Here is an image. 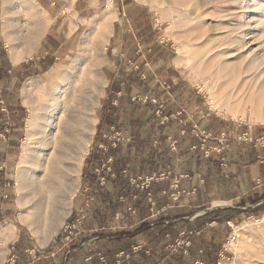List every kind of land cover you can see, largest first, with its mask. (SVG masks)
Segmentation results:
<instances>
[{"label": "crops", "instance_id": "0c3cea01", "mask_svg": "<svg viewBox=\"0 0 264 264\" xmlns=\"http://www.w3.org/2000/svg\"><path fill=\"white\" fill-rule=\"evenodd\" d=\"M35 1L51 17L46 32L43 30L40 47L48 44L53 29L57 30L54 36L64 37L66 41L78 33V20L74 19L76 28L71 30L73 19L65 11L67 5L72 7V11L80 0ZM126 4L132 21L135 17L138 19L148 15L144 8L140 10L142 13L134 15L131 8L138 6ZM55 6H58V12L51 15L49 11ZM94 8L99 9L97 1ZM78 12L76 9L77 15ZM141 30V25L134 28L131 24L128 28L118 25L113 27L108 39L111 46L109 53L116 51L118 57H124H120L122 62H131L132 59L139 61L138 52L144 48V55L148 56L153 67V71L146 74L145 64L140 61L136 70L120 80L113 79L114 72L107 70L114 87H108V94L103 100L104 112L98 125L100 132L90 153L93 156L108 153L110 156L113 152L119 172L118 179L114 180L115 186L110 187L112 182L108 180V187L91 193L93 201L87 206L85 160L81 194L74 196L77 197L76 201L64 225L43 245L21 223L19 229L16 227L15 237L6 242L7 250L1 264H85V260L93 255L91 251L96 248L107 255L112 254L109 249L112 250L115 243L124 245L121 252L124 255L123 264H214L215 261L220 264L225 240L233 233V226L247 215L264 212V160L258 159V156L264 155V147L250 141H238V137L245 133L264 141V127L252 131L247 124L226 122L213 114L205 107L201 92L174 68L169 47L160 41L156 44L155 41L137 40L138 36L142 40L147 35L153 36L152 30L148 34ZM3 47L0 41V73H12L7 77L12 78V83L16 80L18 91H21L24 82L22 78L18 80V72L21 69L30 70L38 62L13 64L10 60L2 69ZM152 50L154 53H151ZM45 54H48L46 50ZM54 59L60 60L59 57ZM57 64L52 60L45 72H52L51 68ZM136 81L143 82L145 87L138 102L136 96L122 88L124 84L129 86ZM18 100L13 113L23 104ZM141 100L143 102L140 103ZM136 105H143L144 111H139ZM109 114H112V120L108 119ZM162 116L167 119L162 121ZM15 118L8 130L7 120L0 114V183L4 187L8 186V168H4V165L12 159L15 162L18 160V145L22 139L24 118L21 115ZM195 125L201 131L210 133L205 145L201 142L202 137L197 136ZM113 127L128 137L126 141L117 142V145L111 143L114 148L110 153V140H106L105 135L111 134ZM174 138L178 143L175 150L170 141ZM222 138L223 142H220ZM216 148H222V152L218 153ZM207 149L210 150L208 157ZM166 172H171L169 177L158 178L141 189L127 180L128 177L140 178ZM177 180L182 193L179 199H175L177 190H174ZM8 197L5 189L0 194L1 207L6 202L5 208L0 211V230L13 224L9 223L13 209L8 206ZM83 207L87 217L72 239L67 240L64 227L78 218ZM92 216L97 218L94 228H90ZM117 218H127L129 221L117 232L118 236L112 237L106 225L109 219ZM3 238L1 233L0 243ZM13 254L17 256L16 262L11 260Z\"/></svg>", "mask_w": 264, "mask_h": 264}, {"label": "rangeland", "instance_id": "374dc122", "mask_svg": "<svg viewBox=\"0 0 264 264\" xmlns=\"http://www.w3.org/2000/svg\"><path fill=\"white\" fill-rule=\"evenodd\" d=\"M87 1L88 2H86V0H80L77 3L76 8H73L72 11V7L67 5L68 7L65 11L66 15L70 18L72 17L73 19L71 20V30L76 28L74 19L78 20L80 25L78 33L66 41L64 37L54 36L57 30L53 29L51 32L52 35L48 38L47 45L40 47L42 46V42L39 43L34 48L31 57H24L21 63H31V61H36L38 63L37 65H33V68L30 70L21 69V71L17 74L18 80L22 78V82L25 83L28 79L33 77L35 79L38 78V80L42 79L48 81L49 73L55 74L61 69H66L72 65V63L77 59L81 46V39L83 34L90 27V22L106 11L108 6L107 4L110 0ZM96 1L99 9L94 8V3ZM259 1L261 8H258L257 12H255L257 7H254L256 5L253 4V0H112L111 5H113L112 7L116 12L113 27L116 28L119 25L128 28L131 24L132 28H134L135 25H141V31L146 32L147 34L152 30L153 36L147 35L144 37L145 40L140 39L138 36L137 40H148L153 43L155 41L156 44L160 41L164 45L168 46L170 54L173 57L172 63L174 68L181 73L183 78H185L189 83L191 82L201 92L205 107L210 109L213 114H216L220 119L226 122L231 121L236 124H247L248 126H251L252 131H254L255 128L264 127V122H253L251 120V113L249 109H246L244 119L231 117L229 108L226 107L227 92L231 89L230 87H227V85L224 86L222 84L223 80L215 76L214 71L216 70L218 62L224 64L225 61H227L229 65L240 63V61L237 60V57H239L238 52L236 53V56L230 53L229 48L232 45L227 46L225 41L241 39L244 37L247 44L244 47L243 52L248 50V48H253L255 53H264V16L261 15V13L264 15V0ZM126 3L138 6L131 8L132 14H140V12L142 13V11H140L142 10L141 8H144L148 11V15L138 19L135 17L132 21L126 11ZM76 9L80 12H78V15L76 13ZM252 10H254V12ZM57 12L58 6H55L49 11L51 15ZM197 14L201 17L196 18L195 15ZM261 20H263V22H261ZM50 23V15L42 7H40L35 0H0V41L4 46L2 53L3 56L1 55V60L3 61L2 64L4 63L2 69H4V66H7L10 62L8 47L10 45L9 41L13 39V35L20 33L24 34L26 32L39 29H43L44 32H46ZM144 25L145 27H143ZM142 36H145V34ZM147 37L148 39H146ZM124 40L128 41L127 39ZM108 43L102 56L104 62L102 66L97 69V75H99V79L103 81L104 94L103 97H101L99 104L94 109V114L96 113L95 115L98 116V122L96 123V132L91 141L89 153L92 151V147L98 133V125L104 112L102 106L103 100L108 94V87H114L112 81L109 80L110 76L107 74V70L114 72L112 78L116 80H120L121 77L136 70L140 61L145 64L144 72L146 74L147 72L151 73L153 71V67L148 61V56L144 55V48L138 52L140 56L139 61L132 59L131 62L129 60L122 62L120 60V57L122 56L118 57V53L116 51L111 50L109 53V48L111 46ZM236 43L238 42H234L233 44L235 45ZM62 44L64 45L61 46ZM45 50L48 54H45ZM151 53H154L153 50ZM167 55L169 56L168 53ZM55 57H59L60 60H55ZM177 57L181 58L183 62L180 64L175 63V59ZM52 60L56 61L58 64L53 65L51 68L52 72L46 73L45 70L51 65ZM159 68H161V66ZM155 72H157V70H155ZM10 75H12V73H0V114H3L7 120L6 126L8 130L11 129L10 125H12L14 120L17 119L15 117L21 115V117L24 118L22 125L23 131L21 134L22 139L18 145L20 148L22 140L26 134L25 124L29 113L27 107L23 104L16 113H13V110L17 107V100L19 99L18 101H21L22 103V95L21 91H18V87L15 82L16 80L12 83V78L7 77ZM24 83L22 84V87ZM122 88L124 91L126 90V92L128 90L132 96H136V102H138L139 96L142 95L145 90L143 82L140 81L130 83L129 86L124 84ZM212 95L216 97V106H212L210 104V98ZM55 97V94H50L47 98L48 102L55 99ZM62 102L63 101L60 102V106L63 104ZM139 102L141 103L143 100ZM136 108L139 109V111H144L143 105H136ZM51 114H54L51 129L56 130L55 128L58 120L56 117L59 115L52 112L50 115ZM122 136L123 140L121 139L119 142L124 140L126 141L128 137L123 133ZM46 137L51 138L52 133L40 134L37 138V142L34 146L36 149V153L34 155L35 160L30 172V175H32V181L36 183L38 187L41 186L42 188L35 200L40 197L45 203L47 202V192L49 189V183L46 181L51 176L50 169L47 164L49 157L47 159V156H51L52 152V144L46 149H44L43 145H41ZM105 148L106 150L108 149L107 147ZM38 150L43 151V153L40 154ZM18 152L19 153L16 156L17 159L20 156L19 154L21 153V148ZM89 153L87 154L85 160H87V157L90 155ZM85 160L83 162L84 166L80 176L81 185L76 194H81V188L83 187V170L87 164L88 199L89 205H91L93 201L92 194H95V190L100 189L95 186V182L92 183L93 181L90 180V171L94 170L90 169L89 163L86 162L85 164ZM113 161L115 163V160ZM16 163L17 160L15 162V160L12 159L9 163H6V166L4 165V168H8V177L6 179L8 186L4 187L0 183V194L4 193L5 189L7 190V194L9 195L7 198L8 206H11L13 209V216L10 218L12 221H9V223L15 224L17 229H19L21 222L18 218L20 207L18 205V201H16ZM118 173V171L116 173L114 172V174H112L109 178V181L112 182V184H110V187L112 188L115 186L114 180L118 179ZM132 178L135 177H128L127 179L130 184H132ZM109 181L106 178L104 188L109 186ZM141 182L142 181L139 183V187H137L138 189H141ZM181 194H176V199H179ZM76 198L77 197L73 198V205ZM88 199L86 198V204H88ZM5 204L6 202H4L3 207H1L0 204V211L2 208H5ZM81 209V213H83L85 208L83 207ZM45 212L48 213L49 209H46V207L44 208L43 206V208L39 210L37 216L41 219H45L44 216H49L44 215ZM127 221H129L127 218H124V220L120 218L109 219L106 225V230L111 232L109 233L110 236H118L119 234L117 232L124 228V224ZM96 223L97 218L92 216L90 228H94ZM79 228H81V225L76 229H73L72 235L70 234V240L72 239L75 231ZM232 230L233 233L225 240V249L220 264H264V212L249 216L247 215V217L242 218L236 225H234ZM64 234L68 236L67 232H64ZM115 244L116 245L113 246L112 250L109 249L112 251V254L107 252L109 255H107L105 251L99 250V248H96V252L91 251L93 253L92 264H102L100 257L105 258L106 264H123L122 260L124 255L121 252L124 249V245L120 243ZM227 246L230 247V249H228Z\"/></svg>", "mask_w": 264, "mask_h": 264}, {"label": "bare ground", "instance_id": "6f19581e", "mask_svg": "<svg viewBox=\"0 0 264 264\" xmlns=\"http://www.w3.org/2000/svg\"><path fill=\"white\" fill-rule=\"evenodd\" d=\"M111 1L107 4L106 11L90 22V27L81 39L77 59L71 66L55 74L49 73L48 81L32 77L24 83L21 90L22 103L27 107L29 115L25 124L26 134L20 146L21 153L16 163V201L20 207L18 218L43 245L54 237L71 213L73 198L81 185L83 162L96 132L98 116L94 114V109L104 94L103 81L99 79L97 69L104 62L102 56L116 18ZM253 4L256 5L254 7H257V12L261 8L260 1L253 0ZM261 15L264 16L263 13ZM195 17L201 16L197 14ZM43 36V29L13 35L8 47L13 64L20 63L24 57H31ZM225 42L227 46L232 45L230 53L236 56L238 52L237 60L240 61L235 65H229L227 61L224 64L218 62L214 71V75L223 80L222 84L231 89L227 92L226 107L232 118L244 119L246 109H249L253 122H264V53H255L253 48L243 52L247 44L244 37ZM234 42L238 43L234 45ZM182 62L179 57L175 59L177 64ZM50 94H55L56 97L48 102ZM61 101L63 104L60 106ZM210 104H217L214 95L210 98ZM51 112L59 115L56 117V130L51 129L54 116L50 115ZM50 132L52 137H46L41 144L44 149L52 144L51 156H47L51 176L46 181L49 189L45 203L40 197L35 200L42 188L32 181L30 172L35 160L34 146L37 138L40 134ZM43 206L49 209L44 214L49 215L44 216L45 219L37 216ZM15 232V224L0 230L4 237L0 243V264L5 257L6 242L15 237Z\"/></svg>", "mask_w": 264, "mask_h": 264}, {"label": "built area", "instance_id": "2783aa9c", "mask_svg": "<svg viewBox=\"0 0 264 264\" xmlns=\"http://www.w3.org/2000/svg\"><path fill=\"white\" fill-rule=\"evenodd\" d=\"M162 121L166 120L167 117L166 116H162ZM113 130H115L113 128ZM195 130L197 131V136H200L202 137V143L203 145H205L206 141L209 139L210 137V133L208 134L207 132L205 131H201L199 129V126L198 125H195ZM106 138H108L109 140H111L113 142V144L119 142L121 139H123V136H122V133L119 132V131H115L114 134L112 135H105ZM114 139V140H113ZM171 141V146H172V149L175 150V148L177 147V139H170ZM238 141H242V142H245V141H250V142H254L255 144H261V146L264 147V141H263V138L262 139H254L250 134L248 133H245L244 135H241L238 137ZM220 142H223V138L220 139ZM194 148H196V146H194ZM216 151L218 153H221L222 152V148H216ZM209 153H210V150H206V156L208 157L209 156ZM258 159L260 161H263L264 160V155L263 156H258ZM113 162V158L112 157H108L107 161L105 162V165L103 166L102 169H96V173H97V176L99 178V181H100V185L101 186H104L106 184V178L109 176V175H112L114 174L113 172V167H112V163ZM171 174V172H166V173H161L159 175H152V176H146V177H140V178H132V184L139 187V183L140 181L141 182V188H144L146 186H149L153 181L155 180H158V178L160 179H163V178H167L169 177V175ZM179 180L176 181L175 183V186H174V190L176 191L175 194H180L181 193V190H179ZM195 188H193L192 191H194ZM191 191V192H192ZM183 193H185V191H183ZM188 194L190 192H187ZM176 199V198H175ZM89 204V199H88V202ZM87 204V205H88ZM131 211L134 212V209L132 208H129ZM78 218L71 224V225H67L64 227V232H67L68 233V236H67V240H69L70 238V234L72 235V231L73 229H76L78 226H80L83 221L86 219V216L83 213H81L80 215L77 216ZM16 259H17V256L15 254L12 255V258L11 260L13 262H16ZM100 261L102 262V264H106L105 262V258L104 257H100ZM85 264H92V255H90L86 260H85Z\"/></svg>", "mask_w": 264, "mask_h": 264}, {"label": "trees", "instance_id": "16d2710c", "mask_svg": "<svg viewBox=\"0 0 264 264\" xmlns=\"http://www.w3.org/2000/svg\"><path fill=\"white\" fill-rule=\"evenodd\" d=\"M108 119L112 120V114H109ZM113 128H114V127H113ZM113 128H112V130H111V134H108V135H112V134H114L115 131H118V130H116V128H114L115 130H113ZM99 132H100V128H99V126H98V133H97V135L99 134ZM96 139H97V137H96ZM105 139H106V140H109V139L106 138V137H105ZM111 143H113V142L110 140V143H108V145H110V146H109L110 153H111V149L114 148L113 145H111ZM115 144H116V143H115ZM116 145H117V144H116ZM108 157H112L113 160H115V158H114V156H113V152H112V154H110V156H108V153H106V154H104V155H98V154H97V155H94V156H93V153H90V155L87 157V160H86L87 163H90V164L93 163V164H92V170H94V171H90V172H91L90 180L93 181L92 183L95 182V186H97L99 189L104 188V186H101V185H100V181H99V178H98V176H97L96 169H102L103 166L105 165V162L107 161ZM112 167H113V172L116 173V172H117V168H116V163H114V161H113ZM85 169H86V166L84 167V170H85ZM84 172H85V171H84ZM93 172H94V173H93ZM95 173H96V174H95ZM110 176H111V175H109V176L107 177L108 180H109ZM92 185H93V184H92ZM92 198H93V197H92ZM19 226L21 227L22 225H19ZM217 262H218V261H215L214 264H217Z\"/></svg>", "mask_w": 264, "mask_h": 264}]
</instances>
